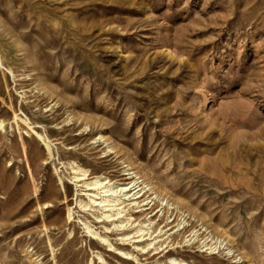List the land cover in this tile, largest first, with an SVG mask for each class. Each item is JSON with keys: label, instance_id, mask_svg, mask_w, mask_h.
I'll return each mask as SVG.
<instances>
[{"label": "rangeland", "instance_id": "374dc122", "mask_svg": "<svg viewBox=\"0 0 264 264\" xmlns=\"http://www.w3.org/2000/svg\"><path fill=\"white\" fill-rule=\"evenodd\" d=\"M0 62V264H118L72 163L130 165L223 241L187 264H264V0H0Z\"/></svg>", "mask_w": 264, "mask_h": 264}, {"label": "bare ground", "instance_id": "6f19581e", "mask_svg": "<svg viewBox=\"0 0 264 264\" xmlns=\"http://www.w3.org/2000/svg\"><path fill=\"white\" fill-rule=\"evenodd\" d=\"M0 67H3L1 62ZM7 74L13 77L10 70H7ZM14 123L18 125L16 118ZM48 137V134L44 136L45 142L51 145ZM99 140H102V137H99ZM107 149L113 154V148L107 147ZM70 169L73 172L71 178L73 183L75 185L81 183V186L85 187L76 190L75 205L83 211L92 209L99 212L100 215H97L96 219L101 220L104 225L110 223L108 226L112 227L110 229L104 226L105 230L119 232V247H114L105 233H98L97 229L86 220L80 221L90 244L95 247L106 245L108 252L114 251L118 264H131V261L135 264H187L183 259L184 244H189L199 235L200 249H205L209 254H214L216 251L219 253L220 247L223 246V241L214 240V236L207 227H204L205 225L201 224V229L196 230L189 222V214L185 213L187 216H184L182 208L180 209L177 204L175 207L168 199L161 198L162 190L158 189V193L155 188L157 185L147 183L145 178L139 176L130 165L123 169L124 179L115 181L101 175L88 179L90 175H87V171L80 169L74 163L70 164ZM82 196H86L87 201H81ZM156 209L157 212L154 213ZM179 211L182 212L181 218L174 214ZM173 215L174 219H171ZM176 217L179 218H177L178 222ZM198 233L200 234L197 235ZM209 239L210 241L207 242ZM151 253L152 257L159 256L158 259L154 261L146 259L143 262L140 260L141 255ZM222 254L229 259L234 258L235 255L232 247L222 249ZM96 257L101 264H109L101 252L96 253Z\"/></svg>", "mask_w": 264, "mask_h": 264}]
</instances>
